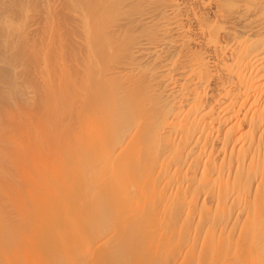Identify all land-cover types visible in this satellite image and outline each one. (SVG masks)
I'll return each instance as SVG.
<instances>
[{"label": "bare ground", "instance_id": "6f19581e", "mask_svg": "<svg viewBox=\"0 0 264 264\" xmlns=\"http://www.w3.org/2000/svg\"><path fill=\"white\" fill-rule=\"evenodd\" d=\"M0 264H264V0H0Z\"/></svg>", "mask_w": 264, "mask_h": 264}]
</instances>
